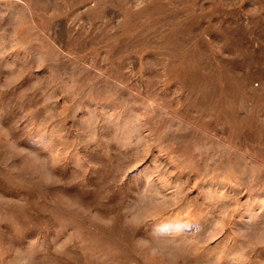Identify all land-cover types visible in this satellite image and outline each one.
I'll return each instance as SVG.
<instances>
[{
  "label": "rangeland",
  "instance_id": "1",
  "mask_svg": "<svg viewBox=\"0 0 264 264\" xmlns=\"http://www.w3.org/2000/svg\"><path fill=\"white\" fill-rule=\"evenodd\" d=\"M0 264H264V0H0Z\"/></svg>",
  "mask_w": 264,
  "mask_h": 264
}]
</instances>
